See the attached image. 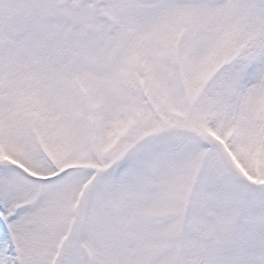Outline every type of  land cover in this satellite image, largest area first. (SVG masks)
I'll use <instances>...</instances> for the list:
<instances>
[{
  "label": "snow or ice",
  "instance_id": "obj_1",
  "mask_svg": "<svg viewBox=\"0 0 264 264\" xmlns=\"http://www.w3.org/2000/svg\"><path fill=\"white\" fill-rule=\"evenodd\" d=\"M0 264H264V0H0Z\"/></svg>",
  "mask_w": 264,
  "mask_h": 264
}]
</instances>
